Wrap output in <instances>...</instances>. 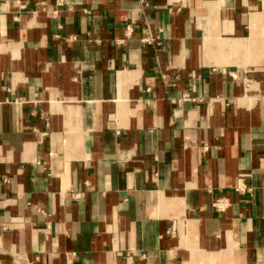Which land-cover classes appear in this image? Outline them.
Wrapping results in <instances>:
<instances>
[{"label": "crops", "instance_id": "obj_1", "mask_svg": "<svg viewBox=\"0 0 264 264\" xmlns=\"http://www.w3.org/2000/svg\"><path fill=\"white\" fill-rule=\"evenodd\" d=\"M0 264H264V0H0Z\"/></svg>", "mask_w": 264, "mask_h": 264}, {"label": "built area", "instance_id": "obj_2", "mask_svg": "<svg viewBox=\"0 0 264 264\" xmlns=\"http://www.w3.org/2000/svg\"><path fill=\"white\" fill-rule=\"evenodd\" d=\"M127 32L128 34L132 32V26H128V29H127ZM186 98H189L188 95H185ZM229 205V202L228 200L226 199H217L215 202H214V206L220 210V211H224L226 210V208L228 207ZM172 231H175V228H172Z\"/></svg>", "mask_w": 264, "mask_h": 264}, {"label": "bare ground", "instance_id": "obj_3", "mask_svg": "<svg viewBox=\"0 0 264 264\" xmlns=\"http://www.w3.org/2000/svg\"><path fill=\"white\" fill-rule=\"evenodd\" d=\"M213 257H215V256H213ZM213 257H212V258H213ZM215 258H216V257H215Z\"/></svg>", "mask_w": 264, "mask_h": 264}]
</instances>
